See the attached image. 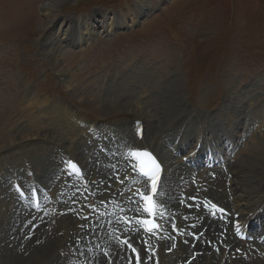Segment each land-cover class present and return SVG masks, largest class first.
Returning a JSON list of instances; mask_svg holds the SVG:
<instances>
[{
	"label": "rangeland",
	"instance_id": "rangeland-1",
	"mask_svg": "<svg viewBox=\"0 0 264 264\" xmlns=\"http://www.w3.org/2000/svg\"><path fill=\"white\" fill-rule=\"evenodd\" d=\"M49 1L0 0V158L7 162L8 173L10 170H15L19 172L20 177H24V167L20 166L23 156L41 154L45 149L53 150L52 144L37 138L50 136L58 139L59 134V131H54L47 125V120L44 124L46 122L44 117L37 120V116H43L42 111L52 114L71 111L79 120L93 122L110 130L118 126L125 128L140 115L127 112L130 108L126 107L127 105L124 104L126 102L132 105L133 110L130 111L144 109L147 116L149 113L152 115L154 124L150 138L157 140L156 147L160 152L164 155L171 154L167 169L171 172V176L167 172V180L175 175L178 177L180 172L177 174L175 171L177 167H182L179 165L182 156H187L192 150L200 149L202 140L192 142L190 137L189 141L192 145L191 142L185 141L188 143L187 147L175 159L170 150L173 142L168 145L157 144L160 133L176 130L171 114L167 115L165 110L169 99L168 89L160 90L164 95L159 101L154 100L158 98L155 95L150 98L154 100L153 103L159 111L155 112V116L153 111L155 106L143 98L145 96L141 90L157 88L158 82L162 79L168 85L175 86V89L178 87L173 97L179 112L181 109L185 112L190 109L186 117L191 121L193 118L198 120L197 115L193 118L190 116L194 111L203 115H211L215 112L224 115L219 111V107L222 109L226 105V108L233 109L232 100L227 101V97L235 91L244 106L240 110L242 115L240 118L237 115V122L232 127L237 133V138L243 137V130L246 128L237 127V124L247 125L252 115L261 118L258 123L250 125L249 128L255 127L250 137L254 140L264 134V111L260 107L261 99H264V0H61L54 7L53 12L48 13ZM93 14L100 16V19H97L100 24L94 23L92 27L94 31L89 28L88 32L91 36L87 37L85 34L78 40L74 37L71 42L64 40L66 34L59 27V23L62 22L63 25L65 19L76 21L74 22L78 24L76 33L79 32L81 35V32L86 33V31L85 28L81 31L79 26H83V21ZM132 16L137 20L134 21L135 23L131 20ZM53 19L56 20V24L51 25L55 26L56 31L47 29ZM113 20L116 28L108 32L107 27ZM123 24L124 28L119 29L118 26ZM84 25L87 23L85 22ZM48 30L57 35L55 38L51 36L53 41L45 44ZM93 32L95 34H92ZM54 45L60 46L55 50L58 52L46 55L47 50H54ZM59 58L62 59V68L67 70L65 76H61L53 64L51 65L50 61L55 62ZM129 76H131L130 80ZM98 85H102V88L98 89ZM125 89L130 94L123 95L120 92ZM47 90L53 91L46 92ZM110 91L121 99L109 95ZM93 93H99L101 100L104 97V100L111 101L105 102L103 106V102H95ZM149 93L153 94L151 91ZM252 100L256 101L255 107H250L253 105ZM31 101L39 106L37 110ZM236 106L239 109V105ZM29 108L34 109L28 116ZM162 110L168 119L166 121L161 119L158 123V116L162 117ZM178 116L175 115L173 119L176 120ZM183 116L180 118L183 119L180 123L185 124ZM216 116L214 122H217ZM68 118L73 119V117ZM220 123L225 130L224 135H220L225 140V145L219 146L220 149L215 147V152L225 150L226 153L231 154L232 163H236L237 154L234 152L238 143L235 145L231 143L233 140L227 133L228 127L222 121ZM202 125L200 124L199 128ZM215 127L216 125L212 123L204 126L203 129ZM190 129L197 136H202L199 129L193 127ZM214 132L203 130L202 138L211 140ZM175 133L179 136L177 130ZM107 135L109 139L117 137L113 136L114 133ZM31 136L32 139H27ZM250 137H248L249 144ZM150 138L147 141L151 143ZM81 139L86 143L87 136L83 129L69 137V141L65 143L66 148H70ZM15 140L16 145L12 143ZM242 142H245L244 139ZM90 143L89 139L87 145L92 146ZM249 147L252 148L254 145ZM79 159L81 160V156ZM11 161L17 162L18 165H12ZM229 162L230 160L221 162L220 168L223 167L221 169L225 175H229L226 171ZM245 171L246 169H242L238 174L239 181ZM211 175L213 178L215 174L211 172L209 176ZM187 177L190 176L182 179ZM224 179L227 177L225 176ZM249 179V177L245 178L246 181ZM250 182L251 180L248 184ZM258 182H251L252 187L263 185ZM221 187L225 189L222 184ZM250 188L248 191L251 190ZM238 194L241 195V192ZM180 197L178 193L176 199ZM29 235L31 233L28 234V231L24 234L25 237ZM12 238L14 239V236H11V239L7 236L3 246L2 252L7 260L5 264H11L8 262L10 256L19 257L17 256L19 253L12 254L13 252L9 251L18 247V244L16 247L10 244ZM29 239L33 240L34 236ZM38 239L37 237L34 241ZM10 245L12 248H9ZM169 246L170 244L166 245L165 249ZM21 251L23 252L24 249ZM57 253L63 259L66 258L62 250L57 249ZM187 257L188 255H185L183 261ZM33 259L34 255H31L27 260H21L17 264H32ZM125 259L127 260L126 257L123 260ZM233 260L235 261L234 258ZM107 262L100 257L99 264H107ZM124 263L123 261L122 264Z\"/></svg>",
	"mask_w": 264,
	"mask_h": 264
},
{
	"label": "bare ground",
	"instance_id": "bare-ground-1",
	"mask_svg": "<svg viewBox=\"0 0 264 264\" xmlns=\"http://www.w3.org/2000/svg\"><path fill=\"white\" fill-rule=\"evenodd\" d=\"M60 1L61 0H50L48 6L46 5L48 9V13L49 12L52 13L53 12L52 10L54 9L55 6L59 4ZM132 15L134 16V13ZM133 16H132L133 19L131 20L133 23H135L137 20L134 19ZM97 19H100V16H96L93 14L92 16L84 20L82 23L83 26H79V27H80V30L82 28H85L86 33L81 32V35L79 32H78L79 34L76 33V31H78V28L76 27L78 24L77 23L74 24V22L76 21L73 22L72 20L68 21V19H65L63 22V25H62V22L59 23V27H61L62 31L65 32L64 34H66V37L64 40L66 42H71V40H74V39L78 40V38H81L85 34H87V37L91 36L88 30L89 28H91V31H94L92 29V27L94 26V23L97 22L98 25L100 24V21ZM85 22L87 23V25L88 23H90V25H88L90 27H88L87 25H84ZM49 24L50 25L56 24V20L53 19L52 21L49 22ZM52 25L49 26L47 29L56 31L54 28L55 26H52ZM123 26L124 24L118 26V28L122 30L124 28ZM115 28L116 26H114V20H113V22L109 24V26L107 27V30L109 32L111 30H115ZM83 30L84 29H82L81 31ZM92 34H95V32H93ZM55 35L57 34L56 33L53 34V32L51 33L49 32L45 40V44L52 42L53 39L51 36L55 38ZM59 47H60L59 45L58 46L54 45V50L53 49L47 50L46 55L57 53L58 51H55V50H58ZM50 62H51V65L53 64V67L56 68V70H58L61 76H65V74H67L66 73L67 70H64L61 66V62H62L61 58L56 59L55 62L54 61L53 62L50 61ZM59 64L60 66H58ZM130 77L131 76H129V80H130ZM158 83L159 85L157 86V88L152 87L149 90L142 89L141 90L142 94L145 96L143 98H145L147 102L150 101L151 105L155 106L153 109L154 116H155L156 115L155 112L158 111V108L156 104H154L153 102L154 100L159 101L161 96L164 95V92L160 91L162 88L168 89L167 96H169L168 97L169 99L167 101V104L165 105V110H166L167 115L171 114L172 123H174L177 132H179V136L175 133L176 130L167 131V133L162 132L157 138L159 139L157 144L162 145L163 143V144L168 145L173 142L172 146L176 145L175 150L177 152H180L185 147H187L186 145L189 142L191 141L193 142L195 140H202L201 148L199 149V154L197 156L199 157V159H196V157L195 158L192 157V160L195 162V166L197 168L200 166L203 167L204 163H208L210 160H214V165H215V166L213 165L214 167L212 170L205 171V172L203 171L202 173L198 174V177L200 178L199 182L202 185H204L202 187V193L204 194L203 196L213 199L215 202L223 205L226 209L230 210L232 213L231 215L232 223L235 221L241 222V225L245 226V228L247 226V228L251 229V227L254 226L255 222H257L256 224L257 226L252 231L261 232L260 235H262V233L264 232V134L259 136V138L254 137L255 139L252 140L253 137H250V136L253 133L255 127L249 128L250 125L254 124L255 122L258 123L261 117L252 115L251 120L247 121V125L241 124L240 126L239 124H237V127H240V128L242 127V129L246 127L243 130L244 132V135H242L243 137L241 139H238L237 133L236 131L233 130L232 127L235 124V122H237V115L239 118L242 115L240 110L244 106L242 105L243 101L240 100L241 98L237 96V93L235 91H233L227 97V101L230 99L232 100L231 105H233V109L229 107L226 108L225 107L226 105L223 106L222 109L219 107V111H222L224 115L221 113L220 115H218V112L212 113L211 115H203L202 113H199V112L197 113L196 111H194L192 112L193 114H191L190 116L193 118L195 115H197L196 118H198V120L193 118V120L191 121V120H188L186 117L187 115H189L188 112L190 111V109H188L187 112L181 109V111L179 112L178 105L176 104L175 99L173 97V93L177 92L178 87L175 89V86L168 85V83L164 79H162ZM98 87H99L98 89H100L102 88V85H98ZM261 90L262 89H260V91ZM52 91L47 90L46 92H52ZM99 91L101 92V90ZM149 91L153 92V94L150 95ZM120 92H122L123 95L130 94V92H128L127 89H125V91L121 90ZM58 93L61 95H64L62 92H58ZM93 94H95L93 96V99L95 100V102L97 103L103 102V106L105 105V102L108 103L109 101H111L110 99L104 100V97H103V100H101V97H99L100 95L99 93H93ZM109 95H112L116 99L119 98L114 94V92H111V91ZM154 95L157 96L158 98L157 99L154 98V100H151L150 98H152V96ZM248 95L250 94L248 93ZM261 100H262V103L260 107L261 109H263L262 111H264V99H261ZM252 103L253 105L250 107H253V106L255 107L256 101L252 100ZM31 104L35 106L36 110L39 108V106L33 101H31ZM124 104L127 105L126 107L130 108L127 112L136 113V115L140 114L144 116V117L140 115L137 116V119L140 120L141 123H143L145 126L144 138L141 141H139L135 136L136 135L135 124H131V123L127 124L125 128L119 127V126L113 127L110 130L104 127L99 128L98 126H96L94 128L96 129L94 133H88V132L86 133V135H88V138H90L92 141L91 143L92 146H88L87 145L88 141H86L85 143L81 139L75 145L70 146V148H66L65 143L69 141V137L75 135V132H78L80 130L78 124L70 120L65 114L59 113L61 111H59L58 113L54 112L53 114L48 111H42L43 116L36 117L37 120H41V118L44 117L43 118L44 122L46 120L48 121V123L46 121L44 124L47 123V125L52 127L54 131L56 130L59 131V134L57 137L58 139L50 138V136H44V137L38 136L37 137L38 139H41L44 142L52 144L53 150L49 151L48 149H45V150H42L43 153L41 154L36 153L33 156L31 155V157H27L28 159L24 161L23 166L27 168L28 173L30 172L34 173L32 177H28V180H31L39 184H40L39 181H41L46 186L45 188L47 190L51 189L49 193L55 198V200H57L58 211H60V209H65L67 207V206H63V204L66 202V199L68 197L67 194H64V195L61 194V191H63L62 182H64L62 178H63V174L65 171L63 172L61 171L60 159L57 156L59 153L61 156L65 158L68 157L69 159H74L73 156H76L77 157L76 160L84 164L86 167V178L90 179L91 177L93 181V186H94L93 189L96 190V198L100 200H108V199L111 200L113 199L115 187H113L114 183L112 184L113 178L110 177L109 168L111 164L115 161L114 155L112 156L111 154V151L114 150V147L122 148V149H148V150L153 149V150H156V152L159 151L158 148L156 147L157 140H153L150 138L151 137L150 132L154 124L152 121L153 117H151L152 115H150L149 113V115L147 116L146 113H144L145 112L144 109H139V111H134V112L130 111V110H133L132 105L131 104L129 105L126 102H124ZM236 105H239L238 106L239 109H237ZM32 109L34 108L28 109L29 110V112H27L28 116L33 111ZM68 113L70 114V117H74L75 115V113L73 112H68ZM37 114L38 113H36V115ZM177 114L179 116L176 120H174L173 117ZM167 115L164 114V111H163L162 117L160 115L158 116V123L161 119H163V121H166V119H168ZM215 115H217L216 116L217 122L213 121V119H215ZM182 116L185 118L184 120L185 124L180 123L183 120V119H180ZM36 118L34 117L33 119H35L36 121ZM263 119H264V115H263ZM163 121L161 122V124L163 123ZM220 121H222L228 127V129L226 130L230 131V132L227 131V133L228 135L232 136L233 142L231 143H233L234 145L238 143L236 145L237 148L235 146V152H234L237 154L236 163L234 162L232 163L231 154L226 153L225 150L224 151L219 150L218 153L215 152V147L219 148V146L225 145V142H224L225 140H223L222 136H220V135H224L223 133L225 131ZM212 123L216 125L215 128L213 129L204 128L203 129L204 126L212 125ZM200 124H203V125L202 127L199 128ZM92 125L93 124L89 123L86 127H84L83 131H88ZM162 126H165V125H162ZM191 127H193L194 129H199L203 137H204L203 130L205 132L209 131L210 133H213V131L215 132H214V135L211 137V140H205L202 138V136H197L196 133L194 134L193 131H190ZM260 127L261 126H258V128ZM111 132L115 134L113 136H117L116 144L113 141V137L111 139L106 137V135L107 134L110 135ZM231 132L235 134H232ZM63 135L65 137H63ZM190 137H192L191 141H189ZM248 137L251 138L250 144H249ZM30 138L32 139V136L27 137V139H30ZM148 138H150L151 143L150 141H147ZM242 139H244L245 142H242ZM176 140L179 141L177 144H175ZM228 140L230 142V137L228 138ZM99 141H102L101 150L102 148L107 149L106 150L108 152L107 155H102V153L101 155H99L97 153V151H99L98 147H100V145L98 144ZM185 141L187 142L189 141V142L186 143ZM192 142L190 145H192ZM12 143L16 145L17 141L15 140ZM209 144L211 145L210 148H209ZM252 145H254V147L250 148L249 146H252ZM211 149L212 151H208ZM159 153L161 154V157L163 158V162H165L166 172H169L171 176V172L167 171L170 165V158H171L170 155L171 154L164 155V153L160 151ZM80 156H81V160L79 159ZM183 156H186V155H183ZM172 157H174L175 159V156L173 155V153H172ZM189 157L190 156H188V159ZM205 157L207 158L206 162H205V159H206ZM1 160L2 159L0 158V163H1ZM182 160L183 158L180 160V163H179V165H181L182 167L181 168L177 167V170L175 171V173L177 174L180 171V174L178 175V177L175 175L176 177L175 176L171 177L169 181L165 180L166 187L164 185V189L166 191L164 192L165 195L162 201L165 204V206L168 208V210L175 209L174 208L175 206L180 205V200L176 202V196L179 193L178 191H181L182 193H188V194H191L196 191V188L194 189L192 188V186H189L188 181H187L188 177L186 179H181L183 176V171L187 170V166L183 163ZM227 160H230L228 164V168H229V174H232V176L234 177L232 179H228V178L224 179L225 176L227 175H225L222 172L221 168L223 167L220 168V166L222 165L221 162L223 161L227 162ZM27 162H29L28 165H26ZM99 162L101 163L98 165ZM6 164L7 162L3 161V165H0V264H5L4 262H7V260L5 259L6 257L4 253L2 252L3 246H5V243L7 240V236L10 239H11V236L12 237L14 236V239L12 238V240H10L11 241L10 244H13L14 247H16L18 244L17 248H13L9 250L13 252L12 254L19 253L17 254V256H19L18 258L15 257V255L10 256V258L8 259V262H10L11 264H17L21 260H24L23 257L25 256V253L28 251L30 252V256L34 255L32 264H89V260L93 256H95V259H97L98 262H96L94 259L92 261V264H97V263L99 264L100 257H102L103 260L108 261V259L106 260L107 254H105L104 251H99L97 247L98 244H101V243H104L101 246V249L105 248V250H107L108 253L112 252L114 254L113 264H120L125 257L127 258V260L130 257H134L133 255L129 256L125 248L121 247L118 243L112 241L110 238H107V236L99 237L100 231H96L94 235H91L90 232L86 231L87 225L90 222L78 220L76 216L74 217L72 215L60 216L59 213H57L56 215L50 214L48 215V217L40 218L41 214H39L36 219H33L32 218L33 215L29 214L28 211L24 207H22V210L24 209L26 210V214H24L21 208L19 207V204L17 203L18 200L12 192L9 182H7L6 180V177H9V176L13 177V179H18V177L13 176L14 171L11 175L7 172ZM11 164L18 165V163L15 161H11ZM98 166H100L99 169L97 168ZM242 169H246V171L243 173L242 178L239 181L238 174H240ZM34 170L37 171V174L34 172ZM193 172H194V169H192V172L190 174L186 173L187 175L185 174L183 178L185 176H190ZM211 172L217 173L218 177L220 178L218 179L217 177L216 179H212V175L209 176V173ZM44 173L45 174L47 173L46 174L47 176L46 175L44 176L43 175ZM61 174H62V177L60 178V180L56 181L55 179ZM245 176L249 177L250 179L246 181L245 178L247 177ZM250 180L251 182L259 181L258 183L259 184L262 183L263 185L261 187L257 185L256 188H253L252 187L253 184H251L250 182L251 184V188H250V184H248ZM169 182L171 183L169 184ZM228 183H230V186H228ZM221 184L223 185V187L226 186L225 189L221 187ZM246 184L247 186H245ZM177 185L178 187H176ZM205 186H206V189H204ZM227 188H231L232 202L228 201L230 196L226 192ZM248 188H250L251 190L248 191ZM70 189L71 188L68 186L65 187V191L70 190ZM177 189L179 190L177 191ZM239 192H241V195L238 194ZM201 206L202 205H200L199 207ZM261 209L263 210L260 211ZM190 212H193V211H190ZM183 214L185 213L179 214L178 217H181ZM235 214H239V217L236 219H235ZM196 217L201 219L202 213L197 212ZM29 221H31L30 225L26 226L25 223ZM41 221L49 226L48 231L46 230V228L39 229L40 226L43 225ZM190 222H196V220L180 219V223L182 227L184 225L190 224ZM37 223H41V224L38 225V228H34L33 235L34 236L38 235V237H40L39 238L40 241L35 244L32 242L33 240L29 241L25 239L22 234L27 230L31 231L33 224H37ZM206 225L209 226L208 230L206 231L205 235L200 239V241L196 244V246L193 248L192 244H193L194 238L193 236H191L190 232L198 233L199 231L203 230ZM18 226H19V229H18ZM223 226L226 229H228L224 222H221L220 219L217 220L215 218L210 219V220L206 218L202 224L198 222L196 224V227L188 228L187 233L184 234L182 237H179L178 246L176 250L173 251L171 254H167L164 251L165 249L164 248L165 244H164V246L158 251V254H157L158 263L159 264H179L183 260V257L185 255L192 254L193 251H203L202 254L199 255L195 261L192 262V264H264V255L257 254L256 252L257 250L255 251V254L253 256L249 257L248 260L242 257H237V259L233 261L231 254L235 255L237 253L236 248H232V251L229 253L230 255H228L226 252V248L230 245H233L235 242V239L232 234H230L227 237V241L225 245L221 247L218 252H214L212 247L210 248L208 247V245H204L206 244L207 241L218 242L216 241L217 239L216 232L220 231ZM21 227L23 229L25 228V230L22 233L19 231ZM100 228L102 230V233H105L107 226L103 227L102 225H99L98 229ZM29 231L28 233H30ZM63 232H64V235L61 237L60 234ZM88 235L91 236L90 239H87ZM81 237H83L82 240L84 241V243L82 244V246H78L77 243ZM42 239L44 240L41 241ZM95 239H98V242H95ZM89 240H91L92 243L88 244ZM92 244L94 247H92ZM115 244H118L119 246ZM9 248H12V245H10ZM22 249H24L23 252L21 251ZM57 249H60L63 252H65L66 254L65 259H63L60 256V254L57 253ZM258 249L261 251H264L263 246L258 247ZM146 257L148 256L145 255L144 257H142V260H144V258ZM152 264H156L154 259H153Z\"/></svg>",
	"mask_w": 264,
	"mask_h": 264
},
{
	"label": "snow or ice",
	"instance_id": "snow-or-ice-1",
	"mask_svg": "<svg viewBox=\"0 0 264 264\" xmlns=\"http://www.w3.org/2000/svg\"><path fill=\"white\" fill-rule=\"evenodd\" d=\"M134 155H141V154L140 153H135ZM142 155L147 157L152 162V167L150 169H148L147 171H145L144 168L141 167V172L147 178V180L150 181L151 194H146V193H143V192H137V196H139V198L144 201L145 206L143 208V211L145 213H149L151 215V214H153L154 209L156 207L155 204H154V196L157 193V185H158V181L160 179V176H159L160 166L155 161L154 157L151 156L150 153L145 151V152L142 153ZM68 163H69V165H70V167H71V169L73 171L76 170L77 165L75 163H72L71 161H69ZM192 199H195V198L193 197ZM86 207H90V206H86ZM213 207L215 208L216 206L213 205ZM218 211H223V210L222 209H218ZM85 219H87V217H85ZM141 223L150 225V227H148L146 229V231L149 232V233H153L154 230L158 228V225L153 223L150 220L149 221H142V222L138 221V224H141ZM173 230H176L175 226H173ZM238 230H239V228H237V231ZM123 243L126 246V250L130 249L131 252L135 254L134 257H130L129 258V264H133V261H134V264H142L140 253L137 251V248L135 246L136 245V241L126 238V239H124ZM142 243L146 244L147 242H143L142 241ZM148 251H151V249L148 248Z\"/></svg>",
	"mask_w": 264,
	"mask_h": 264
}]
</instances>
